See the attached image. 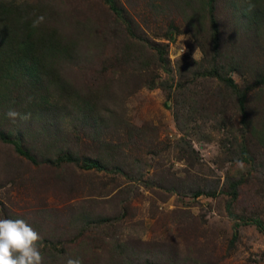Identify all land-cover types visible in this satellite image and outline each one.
<instances>
[{
	"label": "rangeland",
	"instance_id": "rangeland-1",
	"mask_svg": "<svg viewBox=\"0 0 264 264\" xmlns=\"http://www.w3.org/2000/svg\"><path fill=\"white\" fill-rule=\"evenodd\" d=\"M0 2L73 43L4 55L0 218L55 264H264V22L231 0Z\"/></svg>",
	"mask_w": 264,
	"mask_h": 264
},
{
	"label": "trees",
	"instance_id": "trees-1",
	"mask_svg": "<svg viewBox=\"0 0 264 264\" xmlns=\"http://www.w3.org/2000/svg\"><path fill=\"white\" fill-rule=\"evenodd\" d=\"M207 1H208V6H210V10H211L212 4L210 2H212V0H207ZM231 1L232 3L230 9L232 15L235 18L234 23H238V21L240 20L241 23L243 22L242 24L248 25L249 23H254L257 26L260 23V21L264 22L263 19L264 0L263 3L259 2V0H231ZM18 12L19 13L21 12V15ZM18 12L16 13L12 12L11 14L9 9L6 6H3L2 3L0 2V37L5 41V43H3L4 45L8 44L9 42L13 43V47H12L13 49L12 48L6 49V46L0 47V62L5 63L3 64V67L0 69V75H1V71L5 68L6 63H8L10 60L9 59L10 56H4L6 53L14 54V58L18 54L23 55L25 58L30 57L32 59L31 61L32 66L37 61L36 57L37 59L41 58L40 62H43L44 61L43 57L48 56L47 55L48 50L49 52L53 50L54 52H59L63 56H67L68 50L71 51V46L73 45V43L68 42L67 40L64 44H61L59 41H55V40L47 41V42L34 41L31 35L35 33L36 26H33L31 24L32 23L31 17H26V19L24 18L26 15L29 16V13L24 10ZM35 46L37 47L36 52H35ZM17 150L21 152L18 148ZM40 155H39L40 158L44 157L42 154ZM53 161L55 163L59 162L57 159H53ZM90 162H89L90 166L91 164L97 166L96 162H98V160L93 159ZM54 260L55 259H44V264H55Z\"/></svg>",
	"mask_w": 264,
	"mask_h": 264
},
{
	"label": "clouds",
	"instance_id": "clouds-1",
	"mask_svg": "<svg viewBox=\"0 0 264 264\" xmlns=\"http://www.w3.org/2000/svg\"><path fill=\"white\" fill-rule=\"evenodd\" d=\"M6 115L13 120L20 116L14 110ZM238 163L244 167L243 162ZM41 239L40 233L25 219L0 218V264H44L39 247ZM62 264H81V260L68 256L62 258Z\"/></svg>",
	"mask_w": 264,
	"mask_h": 264
}]
</instances>
